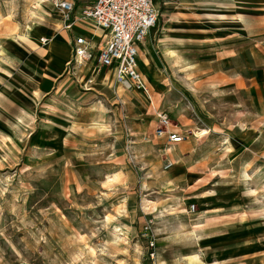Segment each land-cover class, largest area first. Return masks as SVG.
Returning a JSON list of instances; mask_svg holds the SVG:
<instances>
[{
  "label": "rangeland",
  "instance_id": "rangeland-1",
  "mask_svg": "<svg viewBox=\"0 0 264 264\" xmlns=\"http://www.w3.org/2000/svg\"><path fill=\"white\" fill-rule=\"evenodd\" d=\"M40 1L0 0V264H264V0H160L142 89L72 79Z\"/></svg>",
  "mask_w": 264,
  "mask_h": 264
},
{
  "label": "built area",
  "instance_id": "built-area-1",
  "mask_svg": "<svg viewBox=\"0 0 264 264\" xmlns=\"http://www.w3.org/2000/svg\"><path fill=\"white\" fill-rule=\"evenodd\" d=\"M58 5L64 11L65 21H70L73 1L60 0ZM158 14L155 0H93L81 9L80 15L71 17L72 22H68L66 27L69 28L74 21H91L96 27L106 31L107 37L92 45L84 37L75 36L71 41V58L65 64V71L74 76L76 68L83 61L94 57L97 71L111 69L116 83L126 89H142L144 82L137 67V46L156 24ZM92 81L91 77L87 79L88 83ZM158 117L160 127L166 129L167 142H181V133L167 129V116L161 113ZM158 130V134L164 132L161 128Z\"/></svg>",
  "mask_w": 264,
  "mask_h": 264
},
{
  "label": "crops",
  "instance_id": "crops-1",
  "mask_svg": "<svg viewBox=\"0 0 264 264\" xmlns=\"http://www.w3.org/2000/svg\"><path fill=\"white\" fill-rule=\"evenodd\" d=\"M68 1H73L74 3V9L72 11V18L73 17H76L78 15H80V12H81V9L84 8L86 5L90 4L93 0H86L87 2L84 3L81 7L78 6V2H75L76 0H68ZM155 5L156 7L158 8V18H157V22L156 24L153 26L152 29H149L147 34L145 35L142 43L140 42L137 46V50H138V54H137V62L139 61L138 57H139V49H140V46L145 42L148 41V37H150L151 33H152V37H151V45H150V48L152 47V40H153V37L155 36V33L157 32V29H158V26H159V23H160V16L162 15L161 14V1L160 0H155ZM65 22V21H64ZM61 28V27H60ZM69 31V38H68V49L66 48V50H68V57H67V60L65 61V64L66 62L71 58V41L73 40V38L75 36H81V37H84L85 39L89 40L91 42L92 45H96L102 41H104L107 37V32L96 27L91 21H76V22H73V24L69 27L68 29ZM52 36H53V39H54V42H57V39L58 37L52 33ZM57 37V39L55 38ZM33 46H36V44H32ZM46 48H44V54H47L48 52H51L54 50V47L53 49H49L48 45L45 44ZM37 47V46H36ZM35 47V48H36ZM67 52V51H66ZM94 52H96L94 50ZM51 54V53H50ZM49 54V55H50ZM64 64V66H65ZM63 70L65 71V68H63ZM139 70V69H138ZM109 71H112L111 69H100L99 71H97V67H96V64H95V58L92 57L88 60H85L83 61V64L80 65L78 68H76L75 70V73H74V76L71 78L72 79H76L77 82H79L78 80H82L81 82H83L84 78L86 77V75L88 77H91L93 79V82H95L96 84H102L98 81V77H99V74L100 73H103V74H109ZM139 73H140V70H139ZM112 80L115 82V79H114V76H112ZM172 144V143H171ZM175 144H178V143H175ZM209 220V218H205V219H198L197 223H192V224H188V228H190L191 226H194L196 225V229H204L205 227V223ZM187 228V227H185ZM187 228V229H188Z\"/></svg>",
  "mask_w": 264,
  "mask_h": 264
},
{
  "label": "bare ground",
  "instance_id": "bare-ground-1",
  "mask_svg": "<svg viewBox=\"0 0 264 264\" xmlns=\"http://www.w3.org/2000/svg\"><path fill=\"white\" fill-rule=\"evenodd\" d=\"M45 1H47V0H41L40 1V3H41L40 6L43 8L44 12L47 13V11L44 9L45 4H43ZM58 12H60V10ZM152 28L153 27H151L150 29H152ZM41 33H43V32L39 28V26L37 24L33 23L32 24V27L31 26H28L27 27L26 37L28 38L29 41H32L31 44H36V42H39L40 43V39H41L40 34ZM151 37H152V33H151L150 37H148L149 43L147 41H145L140 46V49H139V57H138V59L142 63L141 65L143 67V70H145V72L149 68H150V71H151V69L154 67L153 64H152V61H151V56H150V50H151V48H150V45H151L150 41H151ZM46 38L47 39H45L44 37H42V40H45L44 42L48 45V47H49V49L51 51V49H53V47H54V44H53L54 43V39H53L52 33L48 37H46ZM50 57H52V56H50ZM137 67H138V62H137ZM110 75L111 74H103V73H101V74H99L98 81L101 82V83H109L110 82Z\"/></svg>",
  "mask_w": 264,
  "mask_h": 264
}]
</instances>
